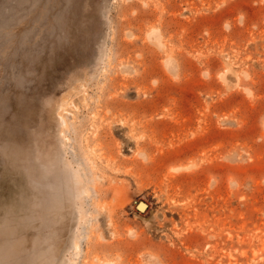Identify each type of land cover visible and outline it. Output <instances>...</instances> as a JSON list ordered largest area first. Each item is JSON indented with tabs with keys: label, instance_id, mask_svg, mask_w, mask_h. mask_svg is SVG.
<instances>
[{
	"label": "rangeland",
	"instance_id": "374dc122",
	"mask_svg": "<svg viewBox=\"0 0 264 264\" xmlns=\"http://www.w3.org/2000/svg\"><path fill=\"white\" fill-rule=\"evenodd\" d=\"M0 264H264V0H0Z\"/></svg>",
	"mask_w": 264,
	"mask_h": 264
},
{
	"label": "bare ground",
	"instance_id": "6f19581e",
	"mask_svg": "<svg viewBox=\"0 0 264 264\" xmlns=\"http://www.w3.org/2000/svg\"><path fill=\"white\" fill-rule=\"evenodd\" d=\"M147 205H141V206H139V210L141 211V212H145L146 210H147Z\"/></svg>",
	"mask_w": 264,
	"mask_h": 264
},
{
	"label": "water",
	"instance_id": "95a60500",
	"mask_svg": "<svg viewBox=\"0 0 264 264\" xmlns=\"http://www.w3.org/2000/svg\"><path fill=\"white\" fill-rule=\"evenodd\" d=\"M142 204H143V205H146V203H144V202H140L139 205H138V210H139V206H141ZM146 208H148V205H147Z\"/></svg>",
	"mask_w": 264,
	"mask_h": 264
}]
</instances>
